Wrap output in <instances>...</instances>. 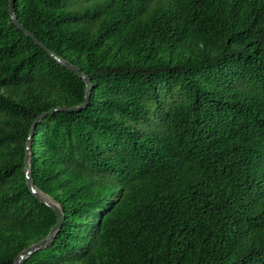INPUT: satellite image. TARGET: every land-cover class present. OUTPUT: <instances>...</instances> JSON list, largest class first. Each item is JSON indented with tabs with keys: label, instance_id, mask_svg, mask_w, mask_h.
Instances as JSON below:
<instances>
[{
	"label": "trees",
	"instance_id": "obj_1",
	"mask_svg": "<svg viewBox=\"0 0 264 264\" xmlns=\"http://www.w3.org/2000/svg\"><path fill=\"white\" fill-rule=\"evenodd\" d=\"M0 0V264L56 216L32 122L85 84ZM90 78L30 139L64 216L24 264H264V0H15Z\"/></svg>",
	"mask_w": 264,
	"mask_h": 264
},
{
	"label": "water",
	"instance_id": "obj_2",
	"mask_svg": "<svg viewBox=\"0 0 264 264\" xmlns=\"http://www.w3.org/2000/svg\"><path fill=\"white\" fill-rule=\"evenodd\" d=\"M14 3L15 0H8V15L10 18L11 23L23 34L29 38L36 46L44 50L55 62H57L60 66L64 67L68 71L72 72L75 76H77L80 80L83 81L85 84V94L82 103L76 107H55L46 112L41 113L38 117L34 119L32 122L27 141L25 143V156H24V173H25V182L32 193L34 198L43 205H46L56 216V223L50 229L48 234L36 244H33L26 249L22 250L15 258L14 264H24L25 260L31 256L33 253L46 248L50 242L55 237L56 233L58 232L59 228L62 226L64 221L63 213L59 207V205L51 200L48 197H45L41 194V192L34 186L29 173V148H30V139L34 133L35 127L39 124L43 118L54 114L55 112H79L87 107V103L91 94L92 83L89 77L83 74L77 67L72 65L71 63L67 62L66 60L62 59L55 53H53L47 46H45L41 41H39L30 31L26 30L24 26L17 20L14 14Z\"/></svg>",
	"mask_w": 264,
	"mask_h": 264
}]
</instances>
